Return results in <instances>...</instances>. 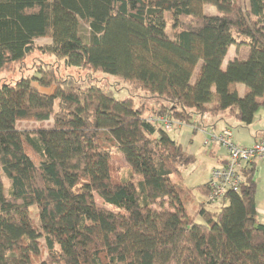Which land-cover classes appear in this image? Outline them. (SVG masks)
Returning a JSON list of instances; mask_svg holds the SVG:
<instances>
[{"label":"trees","instance_id":"trees-1","mask_svg":"<svg viewBox=\"0 0 264 264\" xmlns=\"http://www.w3.org/2000/svg\"><path fill=\"white\" fill-rule=\"evenodd\" d=\"M206 4L217 13H204ZM41 37L51 39L41 54L117 76L156 102L147 108L133 94L118 99L97 82L45 69L0 83V264H264L251 162L238 192L198 200L191 214L190 193L172 177L195 157L151 120L210 131L222 114L253 122L264 109V0H0V71ZM241 43L246 56L223 67ZM50 118L46 127L17 125ZM113 151L125 172L114 171ZM194 189L204 196L209 182Z\"/></svg>","mask_w":264,"mask_h":264},{"label":"rangeland","instance_id":"rangeland-1","mask_svg":"<svg viewBox=\"0 0 264 264\" xmlns=\"http://www.w3.org/2000/svg\"><path fill=\"white\" fill-rule=\"evenodd\" d=\"M239 3H243L244 0H237ZM203 11L206 14H216L217 10L213 5L206 4L203 6ZM165 18L167 20V33L171 36L172 35V20L169 13H165ZM82 31L85 32L87 25L83 22L81 23ZM51 39L49 37H41L34 40V45L37 46L31 54L27 55L23 60L15 63H11L10 65L6 66L4 69L0 71V83L2 82H9L14 83L16 80L20 79L21 77L33 78L37 76V72L41 69L47 70L45 76H49L52 73L56 74L58 80H69L74 79L78 82L88 81V82H97L100 85H103L106 88L111 89L114 92V96L118 99H123L129 97L130 94H133V99L135 104L140 105L142 103L146 104L147 108L152 106L153 103L156 102L155 99H148V93L142 90H133L132 88H127L126 84L121 81V79L117 76H113L107 73H103L99 70H93L90 68H74V67H64L61 62H59L53 56H47L45 54H41L39 52V46L50 44ZM247 47L244 44H233L229 47L225 60L223 62V66L226 65V62L230 59L235 57L243 58L246 56ZM198 70V66L195 69L191 77V81H193L195 74ZM46 72V71H42ZM37 81H34V84L43 92L49 93L51 88L39 86ZM239 94H242L244 90V86L242 84L237 85ZM132 92V93H131ZM264 112V110H259L256 114L257 116L254 118V121H261L264 125V118L258 119V114ZM220 117L223 119H217L215 123H217V130L220 131L218 128L224 127L225 125L229 128L232 132V139L237 142H245L247 139L243 136L245 135L243 131V127L240 128V124L236 122L234 119L226 116V114H222ZM208 118L205 121L207 124ZM52 123V118L45 120V121H21L18 122L17 125L22 130H30L35 127L39 126H49ZM195 126L192 124L184 123L179 128L174 126L173 129L169 132L170 136L175 139L177 142L181 143L182 146L187 150V152L192 153L195 157L194 162L185 168H181V178L180 180L177 178L176 175L172 177V180L175 182H179L180 186H182L187 193H190V201L187 204V208L191 214L195 213V207L197 206V201L203 199L201 195L194 189L195 186L198 184L205 183L209 180L213 157L208 154L209 146L215 144L216 151L219 155L224 156L226 155L225 149L217 142L211 143L208 147L203 144L204 137H206V133L210 131V126L207 127L206 130L203 129H194ZM206 128V126H205ZM246 135L247 132H246ZM214 146V145H213ZM34 160L37 161V157L29 152ZM112 166L114 171L120 168V172H125L127 166L122 158V156L118 152H114L112 154ZM6 182V181H5ZM190 190V192L188 191ZM262 191V193H261ZM255 194L257 197V203H259L260 199L264 200V190H260L256 188ZM263 194V195H262ZM205 196V195H204ZM193 198H195V202L193 203ZM95 201L99 206L107 205L103 204L101 199L95 196ZM219 206L216 205L215 207ZM214 205H211L210 208L212 209ZM30 216L32 221L35 225H39V219L37 214V209L35 205L29 206ZM195 221L202 222V218L198 215L195 217ZM46 256V251L43 250L42 258Z\"/></svg>","mask_w":264,"mask_h":264},{"label":"built area","instance_id":"built-area-1","mask_svg":"<svg viewBox=\"0 0 264 264\" xmlns=\"http://www.w3.org/2000/svg\"><path fill=\"white\" fill-rule=\"evenodd\" d=\"M152 121H158L167 130L171 131L174 125H181L168 116H157ZM219 143L226 151V158L211 169L209 177V192L204 196L205 202L219 203L226 198L229 191L238 192L243 182L242 168L254 160L264 158V134L260 135L251 145L245 146L235 143L232 132L224 127L219 132L211 130L204 139L203 144Z\"/></svg>","mask_w":264,"mask_h":264},{"label":"crops","instance_id":"crops-1","mask_svg":"<svg viewBox=\"0 0 264 264\" xmlns=\"http://www.w3.org/2000/svg\"><path fill=\"white\" fill-rule=\"evenodd\" d=\"M261 110H264V109H261ZM256 116H257V114H256ZM261 118H264V112H261L258 114V119H261ZM216 126H217V123H215V125L213 127L214 130H217ZM241 127H243V131L245 133V135H243V136L247 139V141H245V142H237L235 140H233V141L235 143H238L240 145H245V146L251 145L260 136V134H262L261 132L264 131L263 123H261V121H256V120L255 121L253 120V122L249 125H246V126L241 125L240 128ZM222 128H224V127H220L218 129L220 130ZM246 132L248 135H246ZM204 139H205V137H204ZM208 154L213 157V163L211 165L212 168L215 166H218L219 164H222V162L226 158L225 153H224V156L219 155L217 153L216 148H215V144H212V146H209ZM249 165H250V167H252L251 171L253 174V179L255 180V188H259L260 190H264V158L261 160H254ZM261 193H262V191H261ZM201 197H204V196H201ZM255 204H256V212H257L256 219L258 222L264 223V200L260 199L259 203H257L256 194H255Z\"/></svg>","mask_w":264,"mask_h":264}]
</instances>
